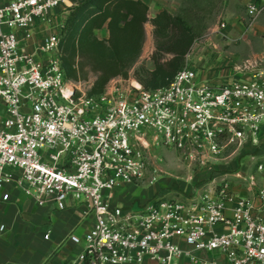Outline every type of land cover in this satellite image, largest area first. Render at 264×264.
Segmentation results:
<instances>
[{
  "label": "built area",
  "instance_id": "1",
  "mask_svg": "<svg viewBox=\"0 0 264 264\" xmlns=\"http://www.w3.org/2000/svg\"><path fill=\"white\" fill-rule=\"evenodd\" d=\"M59 7L65 16L72 4L0 0L1 200L10 202L9 188L18 186L40 207L64 211L71 199L87 207L95 222L83 239L84 264H177L200 252L224 255L228 264H264V188L258 205L232 191L257 189L264 173V68L216 84L186 65L158 91L130 78L99 97H77L61 69ZM262 14L264 0L247 4L248 24ZM159 147L174 150L186 183L202 192L189 201L114 206L118 186L167 177ZM237 156L248 159L244 168L219 166Z\"/></svg>",
  "mask_w": 264,
  "mask_h": 264
},
{
  "label": "trees",
  "instance_id": "2",
  "mask_svg": "<svg viewBox=\"0 0 264 264\" xmlns=\"http://www.w3.org/2000/svg\"><path fill=\"white\" fill-rule=\"evenodd\" d=\"M69 15L60 31L59 55L64 79L87 83V98L104 94L115 79H135L147 91L167 88L186 67L196 37L181 18L167 10L149 19V6L142 0H68ZM153 27L151 61L135 68L146 42V25ZM107 27L109 37L96 32ZM80 97V94H77Z\"/></svg>",
  "mask_w": 264,
  "mask_h": 264
},
{
  "label": "crops",
  "instance_id": "3",
  "mask_svg": "<svg viewBox=\"0 0 264 264\" xmlns=\"http://www.w3.org/2000/svg\"><path fill=\"white\" fill-rule=\"evenodd\" d=\"M142 1L149 6V19H154L164 10L174 16L180 13L181 4L175 3V0H164L155 4H151L148 0ZM68 15L69 13L61 18L60 24L65 23ZM145 29L146 42L135 68L146 64L147 69L153 71L155 69L154 63L151 61L155 49L153 27L151 24H147ZM43 35L44 32H41L37 38ZM96 35L101 40L108 39L107 27L97 31ZM0 116H6L5 107L1 103ZM229 166L231 167V165ZM257 179V189L247 188L240 184L235 186L232 191L241 197L255 199L256 205H258L256 194L259 189L264 188V173L258 174ZM176 180L178 179L162 177L157 184L146 183L145 187L120 185L110 195V199L112 204L117 207L142 206L155 197L178 199L175 194L179 190L173 187L175 182H179ZM179 185L185 186L187 190V196L179 199L182 201H189L202 192L184 181ZM164 187H169V190L162 191ZM9 190L12 195L10 202L5 203L0 198V264H84L80 260L85 246L83 239L93 228L95 222L94 216L87 207L77 204L72 199L68 201V208L64 211L57 210L52 203L40 207L34 199L24 193L22 188L10 187ZM214 192L213 189H208L207 194L213 196ZM165 195L169 197H165ZM231 208L232 205L228 204L227 217L231 216ZM72 236L81 239V243L74 244L71 241ZM184 249H186L185 246ZM195 256L194 260L183 258L177 264H228L226 257L218 253L200 252Z\"/></svg>",
  "mask_w": 264,
  "mask_h": 264
},
{
  "label": "rangeland",
  "instance_id": "4",
  "mask_svg": "<svg viewBox=\"0 0 264 264\" xmlns=\"http://www.w3.org/2000/svg\"><path fill=\"white\" fill-rule=\"evenodd\" d=\"M148 1L155 4L164 0ZM253 1H174L181 4L178 15L186 22L196 37L187 65L195 69L203 81L216 84L228 83L237 79H245L249 73L264 68V14L260 15L254 24H248L245 18L246 6ZM55 14L60 23L65 14L63 8L59 7ZM118 80L122 79H115L108 86L115 84ZM131 80L135 79L131 78ZM75 87L78 94L86 95L91 86L87 83H79L75 84ZM156 154L159 156L157 157L159 159L158 164L168 174L167 177L177 178L176 181H179L173 184L174 189L179 190L175 194L176 197L182 199L187 196L186 187L179 184L182 181L186 182L190 175L179 161L174 150L159 147ZM235 158L233 160L226 159L219 166L222 167V170L231 172L235 168L246 166L247 158ZM237 160L240 165L237 164ZM236 171L238 170L236 169ZM165 190H169V187L162 189V191ZM165 197L169 196L165 195Z\"/></svg>",
  "mask_w": 264,
  "mask_h": 264
}]
</instances>
